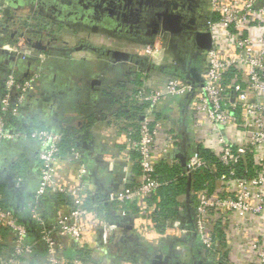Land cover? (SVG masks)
Returning <instances> with one entry per match:
<instances>
[{"label":"built area","instance_id":"2783aa9c","mask_svg":"<svg viewBox=\"0 0 264 264\" xmlns=\"http://www.w3.org/2000/svg\"><path fill=\"white\" fill-rule=\"evenodd\" d=\"M8 11L10 18L6 16ZM208 12V24L199 28L211 32L212 48L192 58L186 69L181 70L176 50L164 45L163 36L139 47L137 54L172 72L139 67L142 84L133 91V99L135 104L146 107L141 119L126 127L127 150L121 157L107 152L96 159L101 168H109L108 172L117 167L122 171V184L106 191L105 203L137 202L141 208L140 213L133 215L137 226L143 227L145 234L151 229L152 235L164 241L167 249L173 247L176 238L184 240L179 244H200L218 263L264 264V0H208ZM18 19L0 0V25ZM31 33L25 30L23 35L15 37V42L5 41L0 35V51L15 57L17 62L13 69L21 61L35 62L39 68L25 79H19L13 70L4 81V91L0 86V143L37 144L40 178L35 200L28 203L27 209L42 226L40 243L46 250L47 264H87L78 255H66L59 240L70 238L79 248H84L91 244L95 221L101 233L100 244L107 246L119 230L118 220L111 213L112 219L101 220L86 207L87 177L93 169L83 151L72 146L63 153V133L32 127V121L27 119L25 123L22 118L23 105L50 60L47 53L26 42V36ZM192 67L197 69L200 82L193 83L183 75ZM168 101L181 108L185 120L181 125L183 132L174 129L170 117L161 112ZM185 139L188 158L183 176H193L209 165L199 154L201 148L209 150L226 169L217 177L213 188L206 186L194 193L195 199L190 204L192 220L187 215L185 201L182 216L169 220L158 231L150 217L157 210L156 205L147 200L165 184L155 176L157 166L162 161L170 165L180 163L176 155ZM132 152L138 153V161ZM135 162L139 166L137 174ZM67 167H73L72 181L62 176ZM212 168L217 172L215 164ZM49 193L72 199V205L53 210L51 228L45 226L35 205ZM2 201L0 193V242L2 231L9 230L14 236V246L11 253L0 256V264H19L23 257L35 252V242L30 239L27 225ZM233 239L242 248L235 256Z\"/></svg>","mask_w":264,"mask_h":264},{"label":"crops","instance_id":"0c3cea01","mask_svg":"<svg viewBox=\"0 0 264 264\" xmlns=\"http://www.w3.org/2000/svg\"><path fill=\"white\" fill-rule=\"evenodd\" d=\"M69 1L71 4L77 3L74 6L77 12L65 17L59 14L55 16V12H51L52 5H49L57 4L58 1L55 0H2L19 19L11 23L8 31H1L0 35L5 41L15 40L19 35H13L15 32L32 29L24 26V20L33 16H43L48 23H52L49 28L38 29L53 35L54 39L49 40L40 34L30 36L48 47L44 52L49 55L50 60L43 68L42 78L23 105L22 118L25 123L28 122L27 119L32 121V127L43 124L62 130L68 134V140L83 151L90 168L93 169L91 176L87 177L88 197L93 199L92 210L102 220L103 212H99L97 208L104 207L101 203L107 200L106 191L114 187L113 184H122L123 177L118 167L108 172L109 168L104 164L105 169L101 168L96 159L107 152L121 157L127 150L126 127L123 126L126 121L115 119L122 110L130 111V108L122 107L123 98L127 91L134 88L133 74L140 67L131 61H118L113 55L105 53L111 50L137 56L139 47L146 43L142 32H125L128 27L120 25L118 20L107 15L101 0ZM10 61L6 54L0 52V72L7 71L6 65ZM30 66L31 61H21L17 68L21 67L26 73ZM164 107L161 112L170 117L172 127L183 132L181 125L185 120L178 104L168 101ZM72 169L67 167L63 170L62 176L65 180L72 181ZM134 171L137 174L138 168ZM39 178L38 147L35 142L0 143V193L7 204L16 210H28L27 205L35 194ZM52 213L54 212L51 211L50 215ZM131 217L134 219L133 215ZM24 219L28 221L29 217L26 215ZM31 222L35 227V220ZM128 225L130 222L125 227H119L110 244L102 246L99 224L94 221L91 244L84 247L89 250L84 261L87 264H151L152 257L158 253L159 240L152 235L150 228L149 234H145L143 227L137 226L135 220L133 228ZM34 230L38 231L37 228ZM59 241H62L66 255L77 254L78 245L74 240L62 238ZM239 244L237 239H233L234 256L242 249ZM13 246V234L9 230H3L0 255H7ZM38 246L41 249L34 256L19 264H47V258L42 254L44 245L40 243ZM177 249L178 254L172 259L173 264L211 262V256L200 244L180 243ZM163 250L168 252L166 247Z\"/></svg>","mask_w":264,"mask_h":264},{"label":"trees","instance_id":"16d2710c","mask_svg":"<svg viewBox=\"0 0 264 264\" xmlns=\"http://www.w3.org/2000/svg\"><path fill=\"white\" fill-rule=\"evenodd\" d=\"M46 1H50V0H46ZM51 25H52L51 22L48 23L47 20L43 16H40V15L29 17L24 20V26L34 29L35 32H32L31 33L32 35L40 34L42 32L38 28H41V29L45 27L49 28L51 27ZM0 32H1V29H0ZM15 40H10V42H15ZM16 64L17 62L10 61V63L6 65L7 71L0 72V86L3 91H4V81L11 71L14 70V72L16 73L19 79H25L24 77L25 73L21 70V67L17 69L16 68L13 69V67ZM30 67L31 68L28 71L29 75L32 72L39 70L35 62H33ZM141 75L142 74L140 72H135L133 74L134 79H132L133 81L132 86L134 87V89L127 91L126 96H124L123 98L124 102H123L122 107L130 108V111L125 112L122 110L121 112L118 113L117 119H115V120H122V121L125 120L126 123L123 124V126L125 127L129 126L130 122L141 119L144 108L146 107L145 105L139 106L135 104L134 99H133V91L135 92L136 87L142 84ZM39 127L55 129V128L48 127L43 124H41ZM28 129H30V127H27V130ZM55 130L60 131L61 133L64 134L63 153L69 152L72 146L77 147V145H75L70 140H68V136H67L68 134H66L62 130H58V129H55ZM77 148L79 149V147ZM131 154L134 157V159L138 161L137 160L139 157L138 153L132 152ZM199 154L202 158L208 161L209 167L207 166L206 168L200 171H197L196 173L193 174L192 188H191L192 193H193L192 195L193 199H195L194 193H196L200 189H203L206 186L213 188L217 177L222 172H225V169H226L225 167H223L221 163L217 161L215 156L209 150L201 148ZM214 164L218 168L217 172H215L212 168V165ZM134 166L135 168L139 167L137 162L134 163ZM183 171H184V168L181 166L180 163L170 165L169 163L162 161L157 166V171L155 173V176L157 177V179H159L163 183L165 182V184L159 188L156 195L151 196L150 198H148L147 201L149 204L156 205L157 210L153 212L150 215V217L152 219V223H154L155 229L158 231H162L165 228L166 223L169 220H176L180 218V216H182L181 207L185 204V201H186V192H187V184H188V178L183 176ZM34 200H35V197L33 196L31 201H34ZM2 203L5 207L13 209L15 214L19 217L20 221L27 225L28 231L30 234V239L32 242H35V246H34L35 252L21 259L22 262H27L30 257L34 256L38 252V250L41 249L39 248L38 245L40 244V240H41L42 226L36 223L37 225L35 224V227H33V225L31 224L32 223L31 221L33 219L30 214V210H16L15 207L7 204L4 199ZM93 204H94L93 199L92 198L90 199V197H88L85 201L86 207L92 210ZM101 204H104V207L98 206L99 208L97 209L99 212H103V217L107 220L112 219L111 214H110L112 209H114L115 211L119 210L121 212H125L126 215H130V216L140 213V206L137 202H124V203H114V204L108 203V205L105 204V202L104 203L102 202ZM35 205L45 221V226L48 228H51L52 225L54 224L53 221H54L55 215L54 213H52L53 215H50V212L53 210L55 211V209L57 210V207H60L62 205H66V206L72 205V199L70 196L60 195V194L54 195V194L49 193L45 195L42 198V200L36 203ZM26 215L29 217L28 221H25L24 219V216ZM36 228L38 229V231L34 230ZM219 231H220V234H222V230H219ZM12 249L8 251L6 254L11 253ZM42 250H43L42 254L45 255L46 250L45 249H42ZM76 252L78 256L84 259L85 257H88L89 250H86V248L78 247Z\"/></svg>","mask_w":264,"mask_h":264},{"label":"water","instance_id":"95a60500","mask_svg":"<svg viewBox=\"0 0 264 264\" xmlns=\"http://www.w3.org/2000/svg\"><path fill=\"white\" fill-rule=\"evenodd\" d=\"M83 1V0H79ZM104 12L110 17L120 22V25L128 27L125 32L135 33L142 32V36L146 44L153 43L158 35L160 27H163L164 35L162 40L164 45L170 50H175V41L181 40L184 45L193 51L189 53L192 58H197L200 54L211 50L213 44V36L210 31L206 29H200L196 25L193 27V31L189 29L190 26L187 25L188 16L183 14L179 8L170 10L165 7V3L158 2L155 0H101ZM53 2V1H52ZM157 4V9L155 5ZM98 6V5H97ZM96 6V7H97ZM182 8V7H181ZM51 12L62 14V10L58 9L56 5L52 6ZM52 12V13H53ZM71 13L65 14V17H70ZM1 31H8L11 25H0ZM28 32H35L34 29H27ZM23 35L24 32H15V34ZM26 42L37 50H48L47 46H44L41 41H35L31 37H27ZM182 47V50L187 48ZM1 52V51H0ZM105 54L113 55L118 61L125 60L136 63L142 68L148 70H155L161 73H171L172 69L163 66H156L150 62L147 58L141 57L139 55H133L125 52H114L107 50ZM11 61H15V57H8ZM192 61V60H191ZM193 66V65H192ZM196 68L192 67L189 72L185 71L183 75L193 83L200 82L199 77L196 74ZM176 74V73H175ZM29 73L26 72L24 77H28ZM188 145L187 139L183 140L182 150L176 155L179 158L181 166L187 169V158L188 154L185 152V147ZM118 181L120 178L117 179ZM115 188L119 187L118 184H113ZM192 175L188 176L187 192H186V203H187V215L192 220V212L190 204L193 202L192 199ZM112 217L118 221L119 227H125L127 222H130V227L133 228L134 219L130 215L115 213V210H111ZM136 238V237H135ZM193 238H196V233L193 234ZM137 239V238H136ZM184 240L174 239L172 246L178 245L177 242H182ZM196 242V241H195ZM158 253L154 254L152 257L151 264H173L171 255L164 252L165 243L159 241ZM172 249V248H171ZM139 250V249H138ZM137 250V251H138ZM171 251V250H170ZM215 264V261H212ZM221 264V263H216Z\"/></svg>","mask_w":264,"mask_h":264},{"label":"flooded vegetation","instance_id":"af4514ba","mask_svg":"<svg viewBox=\"0 0 264 264\" xmlns=\"http://www.w3.org/2000/svg\"><path fill=\"white\" fill-rule=\"evenodd\" d=\"M157 1L165 3L164 8H167L170 10H174L176 8H179L181 11H183V14L188 16L189 22H187V25L190 26L189 29H191V31H193L192 29L196 25L205 26L208 24V21H209L208 0H155L154 2L157 3ZM59 2H61V3H59ZM59 2H57V4L52 3L49 5V6L56 5L58 8H60V10H62V14L55 13L56 14V15L54 14L55 16H57V14L65 16V14L77 12L74 8V6L77 3L73 2V4H71V2L69 0H61ZM155 7H156V10L158 11L157 4L155 5ZM76 9L78 10V7ZM6 16L8 18H10L9 11L6 12ZM11 23L12 22H10V21L7 23L3 22L2 25L3 26L11 25ZM40 35L46 36L49 40L54 39L53 35L48 34L47 32L42 31L40 33ZM158 35L159 36L164 35V30H163L162 26L160 27V29L158 31ZM30 36L31 35H27L26 38L30 37ZM174 44L176 46L175 47L176 55L178 56V58L181 61V65H180L181 70L186 69L187 65L189 64L191 57H192L189 53H193V51L191 49H189L186 45H184L181 40L175 41ZM184 46L187 48L182 50V47H184ZM189 243H194V242H189ZM169 249H168V254L171 255V259L176 258L177 254H178L177 246H173L172 249H171V247H169ZM210 260H211L210 263L213 264L212 263L213 259L210 258Z\"/></svg>","mask_w":264,"mask_h":264}]
</instances>
